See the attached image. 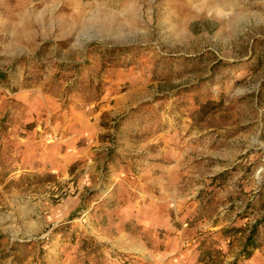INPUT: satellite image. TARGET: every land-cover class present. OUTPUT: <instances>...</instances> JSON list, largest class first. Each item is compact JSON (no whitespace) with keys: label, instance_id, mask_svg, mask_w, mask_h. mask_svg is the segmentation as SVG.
Returning a JSON list of instances; mask_svg holds the SVG:
<instances>
[{"label":"rangeland","instance_id":"obj_1","mask_svg":"<svg viewBox=\"0 0 264 264\" xmlns=\"http://www.w3.org/2000/svg\"><path fill=\"white\" fill-rule=\"evenodd\" d=\"M0 264H264V0H0Z\"/></svg>","mask_w":264,"mask_h":264},{"label":"bare ground","instance_id":"obj_2","mask_svg":"<svg viewBox=\"0 0 264 264\" xmlns=\"http://www.w3.org/2000/svg\"><path fill=\"white\" fill-rule=\"evenodd\" d=\"M55 5H56V4H54V6H55ZM54 6H53V7H54ZM194 6H195V5H194ZM53 7H51V8H53ZM13 8H14V7H13ZM54 9H55V8H54ZM54 9H53V10H54ZM210 10H211V9H210ZM125 11H126V10H125ZM219 12H221V11L219 10ZM114 13H115V12H114ZM124 14H125V13H124ZM249 15H250V14H249ZM241 17H242V15H241ZM241 17H240V18H241ZM248 17H249V16H248ZM243 18H244V17H243ZM232 30H233V29H232ZM233 31H234V30H233ZM234 32H235V31H234Z\"/></svg>","mask_w":264,"mask_h":264}]
</instances>
